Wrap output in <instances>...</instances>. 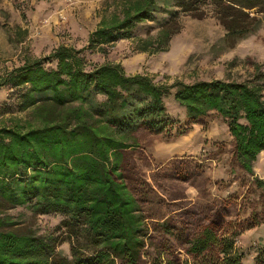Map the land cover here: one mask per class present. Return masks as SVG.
Instances as JSON below:
<instances>
[{"label":"trees","instance_id":"1","mask_svg":"<svg viewBox=\"0 0 264 264\" xmlns=\"http://www.w3.org/2000/svg\"><path fill=\"white\" fill-rule=\"evenodd\" d=\"M172 1L164 0L172 16L156 34L134 38L138 51H168L182 29L179 13L202 18L206 7H214L230 46L255 32L264 13V0ZM117 2L119 11L90 33L88 48L134 37V28L160 9V0ZM82 52L60 44L0 76V89L9 91L1 112L13 114L0 127V264H244L235 234L224 229L240 213L236 199H211L203 179L194 183L202 201L184 204L177 176L186 175V165L175 166V173L170 165H154L142 142L148 135L181 136L188 126L218 115L232 137L231 168L254 176L264 151V74L251 81L157 83L147 74H127L119 62L89 67ZM170 95L185 110L182 122L168 111ZM148 183L163 201L182 204L159 223L179 244L161 248L150 261L148 216L139 194ZM253 187L260 195L251 201L248 228L264 223V178L255 176ZM17 207L61 215L57 229L67 235L71 257L59 253L52 234L11 228L7 213ZM254 264H264V247Z\"/></svg>","mask_w":264,"mask_h":264},{"label":"rangeland","instance_id":"2","mask_svg":"<svg viewBox=\"0 0 264 264\" xmlns=\"http://www.w3.org/2000/svg\"><path fill=\"white\" fill-rule=\"evenodd\" d=\"M117 1L0 0V76L26 60L49 55L60 44L82 49L89 67L105 61L119 62L127 74H147L157 83L171 84L177 79L186 83L201 79L251 81L259 73L264 74V13L259 14V28L238 40L234 46L229 45L226 29L216 18L214 7H206L202 18L179 13L177 20L182 29L173 37L169 50L157 54L140 52L134 38L156 34L171 19L164 0H160V9L153 19L138 24L134 28V37L120 39L104 47L88 48L90 33L103 18L110 19L113 13L119 11ZM170 3L173 4V1L170 0ZM8 92L2 89L0 100ZM166 105L173 117L184 121L185 110L173 95L166 98ZM1 111L0 127L10 123L9 118L13 115ZM15 115L28 118L25 112H16ZM142 148L154 165H170L171 170L179 164L186 165V175L183 178L177 176V183L184 188L187 196L184 204L202 201L194 183L201 184L203 179L211 199H236L240 213L229 218L224 229L229 235L235 234V247L242 254L243 263L254 264L259 248L264 247V223L248 228L244 221L252 212L251 201L260 195V191L253 187V181L255 176L264 178V151L254 164V176L232 169V137L228 125L218 115H212L204 123L188 126L181 136L165 138L148 135L142 142ZM175 171L172 170V173ZM151 173L148 172V177ZM154 186L148 183L139 191L148 216L147 261L152 255L157 256L161 248L179 244L173 234L159 227V223L168 219L171 212L182 204L163 201L162 194ZM7 214L13 223L11 228L38 236L52 234L56 237L59 253L71 257L67 235L57 229L61 215H36L25 207L11 209ZM176 252L183 260L193 262L182 249Z\"/></svg>","mask_w":264,"mask_h":264},{"label":"crops","instance_id":"3","mask_svg":"<svg viewBox=\"0 0 264 264\" xmlns=\"http://www.w3.org/2000/svg\"><path fill=\"white\" fill-rule=\"evenodd\" d=\"M0 92H2V89L0 90Z\"/></svg>","mask_w":264,"mask_h":264}]
</instances>
